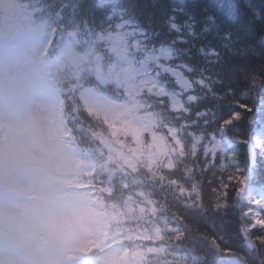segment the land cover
<instances>
[{"label":"trees","instance_id":"trees-1","mask_svg":"<svg viewBox=\"0 0 264 264\" xmlns=\"http://www.w3.org/2000/svg\"><path fill=\"white\" fill-rule=\"evenodd\" d=\"M11 3L26 5L34 12L38 25L55 31L52 58L56 55L58 32L73 33L81 43L74 46L75 55L83 44L87 52L91 48L97 50L95 38L109 28L115 33V25L121 22L112 13H119L140 31L145 52L155 53L164 48L172 53L165 62L169 67L162 64L166 73L156 71L154 64L149 73L163 89V99L154 95L148 98L145 103L152 110L145 109L142 98L138 99L141 115L150 116L153 123L161 115L177 128L185 121L190 123L179 133L184 155L178 156L177 148L147 170L146 155L142 154L131 171L94 170L90 177L75 180L97 191L94 200L102 212L109 208L117 215L113 228L117 227L121 234L122 245L138 252L141 264H185L179 255L182 249L207 264H225L235 259L262 264L264 247L258 238L264 236V228H248L250 215L245 218L248 209L237 193L249 186L264 187V155L259 150L249 180L243 185L239 183L249 176L248 147L252 145V137L264 127V0H11ZM176 8L183 10L178 17L180 22L190 21L191 32L185 28L178 33L168 27V16ZM92 68L89 66L91 71L82 72L71 83V77L65 75L67 69L52 78L59 90L67 128L82 157L74 156L83 162L89 159L93 167L99 168L97 162L106 153L104 150L100 156L97 154L100 147L97 137L103 128L87 113L80 92L92 90L96 97L112 105L123 102L124 94L113 85L98 83ZM172 69L179 70L186 80L206 78L212 91L197 86L191 93L182 92L170 73ZM190 94L197 97L194 102L187 100ZM171 99L186 105L187 112H171L174 105ZM238 104H247L252 111H245ZM205 110L214 115L205 116ZM232 112L239 115L224 132H219L218 120ZM153 131L166 138L169 148L175 146L167 128L153 129V124L141 136L144 144L149 143ZM213 135L226 143L225 152L206 153ZM194 137H201L195 154L191 151ZM169 158L174 165L171 169L165 166ZM244 228L248 229L255 248L238 236ZM216 246L221 251L217 252Z\"/></svg>","mask_w":264,"mask_h":264},{"label":"rangeland","instance_id":"rangeland-1","mask_svg":"<svg viewBox=\"0 0 264 264\" xmlns=\"http://www.w3.org/2000/svg\"><path fill=\"white\" fill-rule=\"evenodd\" d=\"M17 5L0 0V264H127V254L118 246L121 235L108 233L106 218L98 214L95 219L83 201V193H68L69 183L62 182L81 169L83 177H90L94 170L131 171L143 155L149 170L167 157L152 136L148 144L142 142L141 136L151 129L153 121L141 115L138 99L142 80L157 85L149 76L151 64L158 72L165 68L157 66L158 57L157 61L150 58L153 52L134 58L136 64L105 34L95 38L97 50L87 52L83 44L75 55L74 46L81 43L70 32H58L56 60L49 65L43 57L49 36L38 26L33 11ZM66 63L70 64L65 73L71 77L70 83L93 66L97 81L123 90L120 105H111L90 90L80 92L87 113L103 128L97 137V154L106 153L97 162L99 168L77 165L67 152L73 148L61 126L63 104L51 76V70L61 71ZM170 73L185 92L173 71ZM254 136L256 144L260 137ZM246 206L255 209L250 211L255 218L257 211L264 214L258 205ZM40 228L47 234L44 242V236L39 238L38 247ZM109 234L110 241H104ZM88 240H93L97 252L92 254L87 247L91 257L79 261ZM129 254V264L141 262L138 252Z\"/></svg>","mask_w":264,"mask_h":264},{"label":"snow or ice","instance_id":"snow-or-ice-1","mask_svg":"<svg viewBox=\"0 0 264 264\" xmlns=\"http://www.w3.org/2000/svg\"><path fill=\"white\" fill-rule=\"evenodd\" d=\"M183 13V10L180 8L173 9L171 13L168 16V27L176 32H181L183 29L187 28L189 32H191V24L189 20H185L183 22H180L178 17ZM112 15L120 17L121 22L115 25V29L117 31L113 33L111 28L107 30H103V34L113 38L125 51V53L132 57L134 62L137 64V61L134 59L136 57H139L142 55L143 52L147 51V49L144 47L145 41L143 36L140 34V31L130 24L127 23V21L119 15V13H112ZM123 29H128L127 31H123ZM172 56V53L168 49H160L158 52L154 53L150 58L154 61L158 62L157 66L160 64H164V66L167 68L169 67L168 64L165 62L170 59ZM186 70V69H185ZM173 74L176 78H178L179 83H181L184 86V90L191 93L192 90L195 87L204 88L208 91H212V88L206 78H201L199 81H191L186 80L181 75V72L176 69H172ZM255 86V85H253ZM153 94L161 96L163 99V89L159 87L158 85H155L151 82L142 80V85L140 88L139 95L142 98L144 102V108L148 110H152L153 107L150 104L145 103V101L153 96ZM197 99L195 95H188L187 100L189 102H194ZM237 107L243 108L245 111H252V109L247 104H238ZM171 112H178L181 114H185L187 112V107L181 102H174V105L170 108ZM262 113H264V109H262ZM200 114H197V117L199 118ZM205 116L214 115V113H211L209 110H205L204 112ZM239 114L237 112H232L230 116L227 118H220L218 120L219 123V132H224L225 129H227L231 123L234 122V119ZM163 127L167 128L168 132L171 134L172 140L175 141V146L169 148L167 145V140L164 136H158L155 131L152 133V139L154 142L158 141V146L161 148V150L164 152L166 156H168L170 153L176 152V149L179 148V152L177 153L178 156L184 155V146L182 143V139L179 135L181 131H183L185 128L190 127V123L188 121H185V123L181 124L179 128H177L171 121L164 118L162 115L157 116L154 123H153V129ZM201 137H194V143L192 145V153L195 154L196 150V144L199 143ZM256 146L260 147L262 152L261 154L264 155V139H258L256 141ZM226 143H222L221 140H218L215 138V136H212L211 141V148L206 149V153L210 151L212 154H215L217 150L220 152L226 151ZM251 152V149H250ZM252 158H253V164L255 162V154L252 152ZM167 168L171 169L173 165V161L171 158H169L168 163L165 165ZM252 173V169H249V176L242 178L239 183L241 185L247 183ZM172 184H175L176 181H171ZM181 192H183V189H180ZM237 195L240 197L241 200H246L249 205L255 204L260 207V209H264V191H258L255 188L249 187L247 190L244 188H241L240 191L237 193ZM219 207V205H218ZM256 225H260L261 228H264V218L256 219L255 223L252 225L255 227ZM178 231V230H177ZM238 236L242 239V242H246L250 247L255 248L256 244L249 238L248 229L244 228L241 230V233H238ZM177 239L180 240L181 236L178 234ZM260 245L264 247V236H260L259 238ZM215 242H213L214 244ZM216 251H221L218 246H216ZM181 259L185 262V264H189V261L191 264H207L206 260L201 259L198 256L193 255L189 250L182 249L179 253ZM225 264H247L246 261H242L239 259L235 260H229L225 262ZM262 264H264V260H262Z\"/></svg>","mask_w":264,"mask_h":264},{"label":"water","instance_id":"water-1","mask_svg":"<svg viewBox=\"0 0 264 264\" xmlns=\"http://www.w3.org/2000/svg\"><path fill=\"white\" fill-rule=\"evenodd\" d=\"M250 149H251V152H250ZM252 152H254L253 149L251 147H249V149H248V161H249L250 167L254 166V164H255V162L253 164ZM255 159H256V156H255Z\"/></svg>","mask_w":264,"mask_h":264}]
</instances>
